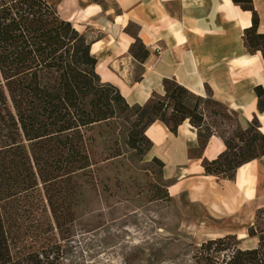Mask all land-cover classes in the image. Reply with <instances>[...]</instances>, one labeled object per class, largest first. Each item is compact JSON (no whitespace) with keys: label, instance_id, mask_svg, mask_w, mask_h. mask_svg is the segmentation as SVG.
I'll return each mask as SVG.
<instances>
[{"label":"trees","instance_id":"trees-1","mask_svg":"<svg viewBox=\"0 0 264 264\" xmlns=\"http://www.w3.org/2000/svg\"><path fill=\"white\" fill-rule=\"evenodd\" d=\"M232 1L251 11L243 44L250 53L259 51L264 62V33L257 32L251 0ZM130 52L140 61L148 55L138 38ZM95 64L90 41L54 5L0 0V264H64L62 241L74 221V174L91 165L85 132L116 114L135 116L128 143L134 148L144 143V153L152 144L144 131L155 120L174 132L188 119L200 150L210 136H219L225 149L202 159L206 174L232 180L239 166L264 158V132L255 114L245 128L237 125L225 136L215 121L208 122L214 114L231 118L210 89L204 99L168 79L163 95L130 105L116 87L100 80ZM254 92L264 115V88L256 85ZM192 97L196 103L189 106ZM152 161L162 167L157 158ZM248 235L257 237L248 249L239 248L233 234L201 242L197 263L264 264V206L256 209Z\"/></svg>","mask_w":264,"mask_h":264},{"label":"crops","instance_id":"crops-1","mask_svg":"<svg viewBox=\"0 0 264 264\" xmlns=\"http://www.w3.org/2000/svg\"><path fill=\"white\" fill-rule=\"evenodd\" d=\"M90 41L100 80L116 87L130 105H143L163 95L166 80H175L191 93L224 103L246 127L259 116L256 85L264 88V62L259 51L250 53L243 31L252 24L250 10L232 0H46ZM264 33V0H251ZM139 39L148 50L143 61L130 52ZM264 116V115H263ZM152 142L147 160L162 162L166 190L179 212L181 224L202 231L199 242L236 236L238 247L256 246L248 235L257 208L264 206V158L239 166L234 179L206 174L203 158L214 159L225 149L212 135L200 150L197 130L188 119L172 132L162 121L145 128ZM186 205L195 214H183ZM249 240L250 244L240 242Z\"/></svg>","mask_w":264,"mask_h":264},{"label":"rangeland","instance_id":"rangeland-1","mask_svg":"<svg viewBox=\"0 0 264 264\" xmlns=\"http://www.w3.org/2000/svg\"><path fill=\"white\" fill-rule=\"evenodd\" d=\"M195 103L193 97L187 100L189 106ZM225 107L230 119L214 114L208 122L215 121L228 136L237 125L245 127L239 115ZM125 117L116 114L85 132L91 165L74 174V221L70 237L62 241L64 264H198L202 231L192 224L179 225L161 165L146 159L144 143L129 145L135 116ZM256 117L264 132L263 114ZM183 214L192 218L194 208L186 205ZM230 244L236 245V239Z\"/></svg>","mask_w":264,"mask_h":264}]
</instances>
